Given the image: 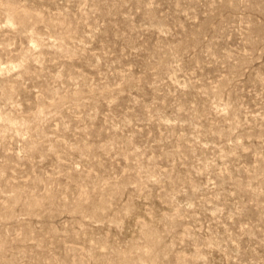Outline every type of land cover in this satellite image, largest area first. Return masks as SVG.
Instances as JSON below:
<instances>
[{"label": "rangeland", "instance_id": "rangeland-1", "mask_svg": "<svg viewBox=\"0 0 264 264\" xmlns=\"http://www.w3.org/2000/svg\"><path fill=\"white\" fill-rule=\"evenodd\" d=\"M0 264H264V0H0Z\"/></svg>", "mask_w": 264, "mask_h": 264}]
</instances>
